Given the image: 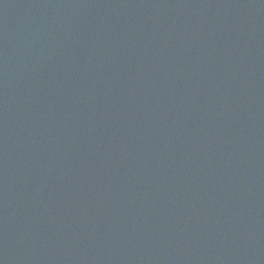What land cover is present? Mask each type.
Segmentation results:
<instances>
[{"label":"water","instance_id":"1","mask_svg":"<svg viewBox=\"0 0 264 264\" xmlns=\"http://www.w3.org/2000/svg\"><path fill=\"white\" fill-rule=\"evenodd\" d=\"M0 264H264V0H0Z\"/></svg>","mask_w":264,"mask_h":264}]
</instances>
